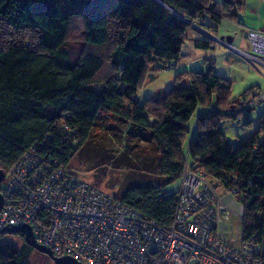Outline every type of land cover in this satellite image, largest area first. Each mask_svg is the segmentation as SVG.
Wrapping results in <instances>:
<instances>
[{"label":"trees","instance_id":"obj_1","mask_svg":"<svg viewBox=\"0 0 264 264\" xmlns=\"http://www.w3.org/2000/svg\"><path fill=\"white\" fill-rule=\"evenodd\" d=\"M245 1L0 0V168L6 172L32 145L64 166L76 154L92 166L122 161L161 178H141L121 200L168 225L176 189L164 187L186 160L198 163L214 185L236 189L242 239L258 246L264 264V110L251 133L229 141L220 121H239L241 113L249 123L250 111L226 108L236 100L229 99L230 80L208 62L206 70L177 72L159 99L133 96L149 70L178 59L190 21L208 18L216 27L224 17L236 20ZM73 22L80 23L81 48L70 44ZM212 97L216 106L197 114ZM99 129L119 137V154L92 142ZM32 250L24 240L19 247L0 242V264H30Z\"/></svg>","mask_w":264,"mask_h":264},{"label":"built area","instance_id":"obj_2","mask_svg":"<svg viewBox=\"0 0 264 264\" xmlns=\"http://www.w3.org/2000/svg\"><path fill=\"white\" fill-rule=\"evenodd\" d=\"M244 35L250 51L240 52L264 63V32L249 28ZM257 99L264 100V93ZM4 177L0 228L30 225L34 240L55 256L85 264H262L258 246L242 239L241 212L227 205L198 163L183 165L168 225L147 218L34 145ZM235 191L227 192L235 199Z\"/></svg>","mask_w":264,"mask_h":264},{"label":"rangeland","instance_id":"obj_3","mask_svg":"<svg viewBox=\"0 0 264 264\" xmlns=\"http://www.w3.org/2000/svg\"><path fill=\"white\" fill-rule=\"evenodd\" d=\"M196 22L207 32L209 31L216 34V37L212 38V42L214 43L213 46H215L214 51L209 53V58H198V60H195L194 57H196V55L193 53V49H191L193 45L189 39L186 38L182 44L181 55L177 62L182 63L185 60H189L191 63L175 69L174 63L172 62V66L169 67V69L163 67L160 69V72L154 71V77H152V74L148 76L147 73L143 86L137 89L133 96L139 101H142L147 94L152 97H159V95L161 97L163 96L165 89L171 84V74L173 75L175 72H182L184 69L206 70L208 67L207 62L212 63V60L214 59L215 72L217 73L218 71L222 76L230 80L229 99H236L233 104H229L226 108L234 109L236 106H245V108L250 111L249 117L247 118L251 119L249 123H244L242 119L237 121L230 117H225L220 121V126L227 139L234 143L237 139L246 137L256 128V117L264 110V100L257 99L260 93H264V65H262L261 62H252L240 51V53H237V51L229 48V46L234 45L245 51H250L247 38L243 33L249 28L258 30L260 29L261 24H264V4L257 6L252 5V2L246 3L245 1L244 5L238 11L236 20L224 17L216 27L210 26L213 25V23L208 18H206L204 22L197 20ZM191 23V21L188 23L190 25L186 32L187 36L194 29H192L193 25H191ZM241 23L245 26L242 27ZM198 31L200 30L198 29ZM4 34L20 35L21 33H15L12 30H5ZM69 34L71 36L70 44L80 48L83 47L81 41L82 32L79 22H73ZM221 35L224 37L232 36L234 39L229 43L224 38H219ZM224 49H226V51H223ZM243 92H246L247 94L244 97H241ZM213 106L215 107L216 103L215 99L212 97L209 104H198L196 113L198 114L202 113L204 110H210ZM250 108L251 110H249ZM195 116H192L189 124H192ZM92 142L97 145L106 146L109 152H113L116 155L123 150L119 137H115L112 131L109 130H97L92 138ZM81 154H84V152ZM121 163L123 162L121 161L118 163V166H115L111 161H108L98 166H92L93 161L91 159H88L84 155L79 156L76 154L69 160L67 168L71 169L80 178L95 184L107 193L117 197H120L126 187L141 181V178L142 181L149 180L155 183L160 181L161 177H159V175L143 172V169H138ZM4 183L5 177L2 179L1 185L3 186ZM177 186L178 179L167 184L164 189L172 191L175 190ZM215 187L220 195L225 194V189L220 183H216ZM227 194L231 195L229 192H226V195ZM235 200L236 199H234V202ZM234 211L236 212V210ZM5 241L19 247L22 244L23 239L18 235L5 234L0 238V242ZM29 261L30 264H54L45 253L36 248H33ZM189 264H193V262L190 261Z\"/></svg>","mask_w":264,"mask_h":264},{"label":"crops","instance_id":"obj_4","mask_svg":"<svg viewBox=\"0 0 264 264\" xmlns=\"http://www.w3.org/2000/svg\"><path fill=\"white\" fill-rule=\"evenodd\" d=\"M247 2H252V5H257V6H260V5H262V4H264V0H246V3ZM198 21V20H197ZM192 23H191V25H193V27H192V32H190L189 33V35L187 36L188 37V39H189V41L192 43V48L191 49H193V53L196 55V57H194V59L195 60H198V58H202V59H205V58H209V53H212L213 51H214V47L215 46H213V42H212V38H215L216 36V34H213V32H207L206 30H204L203 28H202V26L199 24L198 25V23L196 22V20H192L191 21ZM204 22V21H203ZM190 24H188V26H189ZM241 25H242V27H244L245 25H243L242 23H241ZM188 26H187V29H188ZM198 29L200 30V31H198ZM258 31H261V32H264V24H261V27H260V29H258ZM186 32H187V30H186ZM244 32V31H243ZM245 33V32H244ZM244 33H243V35H244ZM187 35V34H186ZM221 36H223V35H221ZM245 36V35H244ZM219 38H220V36H219ZM195 39H201V40H209L210 41V47H208V48H200V47H196L195 45H194V43H193V41L195 40ZM233 39H234V37H232L231 36V41L229 42V43H231L232 41H233ZM224 44V43H223ZM249 45V44H248ZM227 46V45H226ZM182 47V46H181ZM228 47V46H227ZM229 48H232L234 51H237V53H240L239 51H241V50H244V49H241V48H239V47H236V46H234V45H230L229 46ZM223 51H226V49H224ZM226 53V52H225ZM180 55H181V50H180ZM180 57V56H179ZM178 57V58H179ZM211 57V56H210ZM177 60L178 59H176L175 61H173V63H174V68L176 69V68H181V67H184L185 66V64H188V63H191L189 60H185L184 62H182V63H178L177 62ZM211 63V62H210ZM214 63V59L212 60V64ZM262 65H264V63H261ZM172 66V62L170 63V67ZM213 66H214V68H215V63L213 64ZM169 69V68H168ZM185 70V69H184ZM214 70H216V69H214ZM154 71H156V72H160V70H149L148 71V76L150 75V74H152V77H154V74L153 73H155ZM177 72H175V74H176ZM217 73L218 74H220L221 75V73H219L218 71H217ZM175 74H171V77H170V80H171V82H172V80H173V76L175 75ZM184 82H185V80H184ZM167 89V88H166ZM166 89H165V91H166ZM164 91V92H165ZM147 96H149V97H152V96H150V95H145L144 96V98L145 97H147ZM162 97V96H161ZM160 97V95H159V97H153V98H157V99H159V98H161ZM143 98V99H144ZM142 99V100H143ZM226 190H225V194L224 195H222V197H223V199H224V201L227 203V205L228 206H230L232 209H234V210H236V211H238V212H241L242 211V207H241V204L239 203V202H236V200H235V202H234V199H233V197L231 196V195H226ZM236 203V204H235Z\"/></svg>","mask_w":264,"mask_h":264},{"label":"water","instance_id":"obj_5","mask_svg":"<svg viewBox=\"0 0 264 264\" xmlns=\"http://www.w3.org/2000/svg\"><path fill=\"white\" fill-rule=\"evenodd\" d=\"M220 38L221 39L224 38L227 42L231 41V36H225V37L220 36ZM4 173H5L4 170L0 168V187H1V181L4 177ZM2 202H3V196L0 190V207L2 205ZM0 233H5V234L20 233L25 243L45 253L53 261L54 264H85L75 260L74 258L68 255H61V256L53 255L52 251L48 247L38 244L34 240L32 228L28 224H20L11 227H2L0 228Z\"/></svg>","mask_w":264,"mask_h":264}]
</instances>
